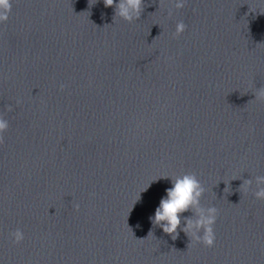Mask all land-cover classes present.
Masks as SVG:
<instances>
[{"label":"clouds","instance_id":"obj_1","mask_svg":"<svg viewBox=\"0 0 264 264\" xmlns=\"http://www.w3.org/2000/svg\"><path fill=\"white\" fill-rule=\"evenodd\" d=\"M105 7L115 6V17L133 23L140 19L144 10V0H103ZM187 0H174L173 7L169 8L168 15H173L174 9L183 8ZM13 0H0V24H6L11 16ZM187 24L183 20L176 23L173 38H178L187 30ZM66 86L60 85L61 91ZM255 99L264 101V86L255 91ZM21 103L20 100L16 101ZM8 112L13 111L11 105L6 106ZM9 121L3 114H0V145L5 143L4 133L9 129ZM172 187L166 189V197L161 198L159 206L155 210L154 217H150L152 223L163 229V232L169 234L172 239L178 236V229L185 232L191 242L202 244L205 247L213 248L216 242L215 224L219 215V210L215 206H203L201 199L205 193V187L192 172L183 173L171 177ZM255 189L252 190L253 179H247L243 185H247L254 197L258 200H264V175H257L254 179ZM76 211L79 210V204L73 205ZM188 211L194 213L193 217L184 218L182 224V214ZM150 233V232H149ZM10 239L13 244H20L24 239V232L17 228L10 233Z\"/></svg>","mask_w":264,"mask_h":264}]
</instances>
